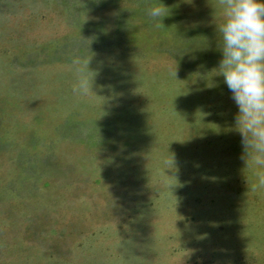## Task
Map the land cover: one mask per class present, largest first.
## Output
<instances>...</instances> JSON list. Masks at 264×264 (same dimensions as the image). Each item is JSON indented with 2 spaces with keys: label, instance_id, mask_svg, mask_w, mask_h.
<instances>
[{
  "label": "rangeland",
  "instance_id": "1",
  "mask_svg": "<svg viewBox=\"0 0 264 264\" xmlns=\"http://www.w3.org/2000/svg\"><path fill=\"white\" fill-rule=\"evenodd\" d=\"M0 264H264V0H0Z\"/></svg>",
  "mask_w": 264,
  "mask_h": 264
}]
</instances>
